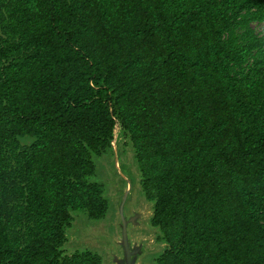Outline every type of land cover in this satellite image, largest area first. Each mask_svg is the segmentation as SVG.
<instances>
[{"label": "trees", "instance_id": "1", "mask_svg": "<svg viewBox=\"0 0 264 264\" xmlns=\"http://www.w3.org/2000/svg\"><path fill=\"white\" fill-rule=\"evenodd\" d=\"M264 0H0V264L64 252L119 127L157 264H264Z\"/></svg>", "mask_w": 264, "mask_h": 264}, {"label": "rangeland", "instance_id": "2", "mask_svg": "<svg viewBox=\"0 0 264 264\" xmlns=\"http://www.w3.org/2000/svg\"><path fill=\"white\" fill-rule=\"evenodd\" d=\"M253 27L257 32H263L264 21L254 22ZM115 136L118 152L114 153L112 149L97 158L96 174L91 178L92 181L106 186V195L110 200L109 211L102 220H92L85 212H75V220L66 233L64 252L72 255L77 251L89 250L99 253L103 257V264H113V260L125 257L122 240L123 220H126L130 243L139 241L141 248L148 247L147 253L139 258L138 264H157L155 259L166 248V244L158 239L160 231L151 223L153 203L144 195L141 173L132 147L128 139L120 134L119 127ZM128 185H133L135 191L127 189ZM136 212L139 218L133 224L131 220ZM148 238L151 239L150 243Z\"/></svg>", "mask_w": 264, "mask_h": 264}, {"label": "water", "instance_id": "3", "mask_svg": "<svg viewBox=\"0 0 264 264\" xmlns=\"http://www.w3.org/2000/svg\"><path fill=\"white\" fill-rule=\"evenodd\" d=\"M112 146H113V150L114 153L118 152V147H117V136L114 137V139L112 140ZM127 189H129L130 191H135V187L132 185H128ZM120 211L122 212V207L120 208ZM139 218L138 213L136 212L133 216H132V220L133 224H135V222L137 221V219ZM130 221V220H129ZM129 224V223H128ZM123 233H124V238L122 240V244L124 245L125 248V257L122 259H117L116 261L113 260V264H138L139 258L144 255L145 253H147V248L142 247L139 244V241H132L130 243L129 238H128V233H127V222L126 220H123ZM147 241H149V243L151 242V239L148 238ZM149 246V245H148Z\"/></svg>", "mask_w": 264, "mask_h": 264}]
</instances>
